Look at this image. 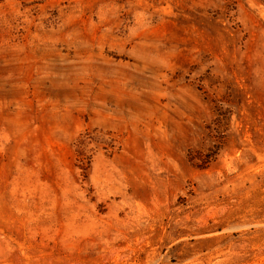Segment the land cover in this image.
Here are the masks:
<instances>
[{
    "label": "rangeland",
    "instance_id": "obj_1",
    "mask_svg": "<svg viewBox=\"0 0 264 264\" xmlns=\"http://www.w3.org/2000/svg\"><path fill=\"white\" fill-rule=\"evenodd\" d=\"M0 264H264V0H0Z\"/></svg>",
    "mask_w": 264,
    "mask_h": 264
}]
</instances>
